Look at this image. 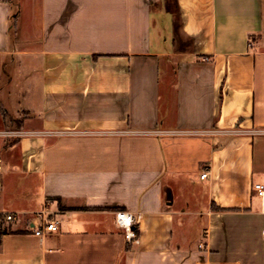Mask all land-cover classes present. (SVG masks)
I'll return each mask as SVG.
<instances>
[{"label": "crops", "instance_id": "obj_1", "mask_svg": "<svg viewBox=\"0 0 264 264\" xmlns=\"http://www.w3.org/2000/svg\"><path fill=\"white\" fill-rule=\"evenodd\" d=\"M9 60L0 264H264V0H0Z\"/></svg>", "mask_w": 264, "mask_h": 264}, {"label": "rangeland", "instance_id": "obj_2", "mask_svg": "<svg viewBox=\"0 0 264 264\" xmlns=\"http://www.w3.org/2000/svg\"><path fill=\"white\" fill-rule=\"evenodd\" d=\"M5 61H8V60H5ZM25 74L28 76V79H29L27 84H30V86L34 85L35 76L37 75V66L35 65L25 66L23 65V63L20 65V64L14 63L13 61H10L5 67H2V70H0V86L3 85V83L7 80L8 77H12V79L14 80L12 84H16V81L18 80V78L21 75H25ZM4 109H8L10 111L8 115L10 116V118H12V120L14 117H18V118L21 117L22 114H21V111L20 112L18 111V113H16L17 107L14 104L13 106H11L10 103H8V101L5 100L3 95H0V135L4 136V137L0 136V139H3L6 137L5 139H8L9 141H11L17 138V131L15 130L17 127V124H15L14 122L10 123V120H7L8 123H6V125H4L3 122H1L2 119H5L3 118L4 114L2 113ZM200 200L201 198L197 200L199 204L202 202V200L201 201ZM242 240H243L242 242L239 241V243L241 244L240 247L243 246L245 247V249L249 250L255 245H257L258 248L261 247V245L264 243V236L261 237L260 235L258 240L256 241L257 243L254 241L250 242V239L248 238H243Z\"/></svg>", "mask_w": 264, "mask_h": 264}, {"label": "built area", "instance_id": "obj_3", "mask_svg": "<svg viewBox=\"0 0 264 264\" xmlns=\"http://www.w3.org/2000/svg\"><path fill=\"white\" fill-rule=\"evenodd\" d=\"M209 173L208 168H205L201 173V178H205ZM254 191L256 194L262 198H264V184L255 183ZM7 220H13L15 218L14 214L7 213L5 215ZM35 218L39 220L38 224L33 223L31 228L34 230V233L37 235H43L45 233H54L59 230V221L50 218L45 210L39 211ZM116 223L123 230V234L125 239L128 242H137L138 241V233L136 231V224L138 222L139 216H135L132 212L124 209H120L116 211ZM264 233V231H263ZM199 247H202V243H199Z\"/></svg>", "mask_w": 264, "mask_h": 264}, {"label": "trees", "instance_id": "obj_4", "mask_svg": "<svg viewBox=\"0 0 264 264\" xmlns=\"http://www.w3.org/2000/svg\"><path fill=\"white\" fill-rule=\"evenodd\" d=\"M136 231H137V228H136Z\"/></svg>", "mask_w": 264, "mask_h": 264}]
</instances>
